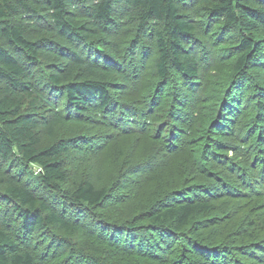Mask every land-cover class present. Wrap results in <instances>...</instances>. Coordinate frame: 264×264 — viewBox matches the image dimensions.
<instances>
[{
    "label": "trees",
    "instance_id": "16d2710c",
    "mask_svg": "<svg viewBox=\"0 0 264 264\" xmlns=\"http://www.w3.org/2000/svg\"><path fill=\"white\" fill-rule=\"evenodd\" d=\"M0 230V264H264V0H0Z\"/></svg>",
    "mask_w": 264,
    "mask_h": 264
},
{
    "label": "rangeland",
    "instance_id": "374dc122",
    "mask_svg": "<svg viewBox=\"0 0 264 264\" xmlns=\"http://www.w3.org/2000/svg\"><path fill=\"white\" fill-rule=\"evenodd\" d=\"M148 192H149L152 196L154 195V193H152V190H149ZM155 195H156V194H155ZM155 195H154L153 199L155 198ZM128 202H129V205H128V206H129V208H130L131 205H132V202H130L129 199H128ZM144 208H145V205L143 204V206H142L141 209H144Z\"/></svg>",
    "mask_w": 264,
    "mask_h": 264
},
{
    "label": "bare ground",
    "instance_id": "6f19581e",
    "mask_svg": "<svg viewBox=\"0 0 264 264\" xmlns=\"http://www.w3.org/2000/svg\"><path fill=\"white\" fill-rule=\"evenodd\" d=\"M255 36V35H254ZM146 37V36H145ZM88 41V40H87ZM97 71V70H96ZM110 72V71H109ZM194 136V135H193ZM118 152V151H117ZM169 170V169H168ZM181 176V175H180ZM173 177V176H172ZM93 190V189H92ZM142 203V202H141ZM85 205V204H84ZM138 206V205H137ZM1 231V230H0ZM228 238V237H227ZM108 250V249H107ZM123 253V252H122Z\"/></svg>",
    "mask_w": 264,
    "mask_h": 264
}]
</instances>
